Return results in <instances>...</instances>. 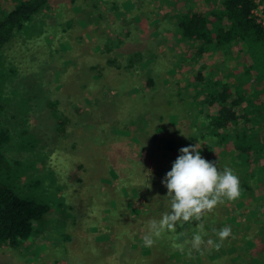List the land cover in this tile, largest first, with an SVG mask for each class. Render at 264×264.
<instances>
[{
	"label": "rangeland",
	"instance_id": "obj_1",
	"mask_svg": "<svg viewBox=\"0 0 264 264\" xmlns=\"http://www.w3.org/2000/svg\"><path fill=\"white\" fill-rule=\"evenodd\" d=\"M15 3L0 0V10L8 12ZM204 5L205 0H49L19 32V40L24 42L0 58V135L4 136L0 139V182L21 198L48 205V211L36 221L27 241L15 248L0 243V264H139L146 249L138 243L148 234V222L160 220L152 216L163 214L166 208L156 197L165 199L154 172L161 174L162 167V174L171 170L182 147L197 144L208 161L213 151L210 138L197 143L191 139L193 114L176 105L181 96L188 102L196 98L199 104L189 108L204 112V93L186 81L194 73L195 60H186L182 68L172 67L181 52L189 56L194 49L187 45L192 41L179 45L173 38L177 16L201 12ZM259 11L256 8L254 12ZM97 12L105 22L113 21L109 24L118 34L112 32L108 46L119 50L117 45L124 39L120 33L128 32L125 35L130 37L124 42H139L132 53L138 48L153 50L161 37L163 45L156 51L165 48L166 65L158 69L161 63L156 57L143 56L134 70L135 78L127 75L121 79L114 68L106 72L98 66L87 72L92 82L88 81L81 73L83 62L103 64L106 57L104 40H94L92 35L97 38L108 33ZM93 22L100 23L104 35L93 33L97 29L93 30ZM118 62L123 63L120 56ZM148 70L156 75L159 94H147L143 89L144 71ZM80 84L88 88H79ZM257 123L258 135L264 136L260 135L264 121ZM130 125H137L139 132H131ZM138 139L150 141L153 158L142 170L138 185L127 182V191L120 177L121 165L128 158L137 161L136 168L142 166L137 152L148 145ZM171 139V150L165 153L162 147ZM210 162L220 171L226 167L218 166L216 159ZM231 169L239 177L240 197L224 199L199 220L179 221L172 228L177 233L187 226L193 227V232L203 228L215 242L202 241L200 246L207 252L201 256L223 264L249 261L254 254L245 247L259 248L263 241L257 219L264 215V193L259 191L252 199L244 195L243 171L236 165ZM153 196L151 203L148 200ZM143 202L150 204L143 208ZM226 226L231 234L221 241L217 233ZM169 232L165 229L163 236ZM177 251L170 255L171 261L187 264ZM142 260L151 264L154 258Z\"/></svg>",
	"mask_w": 264,
	"mask_h": 264
},
{
	"label": "trees",
	"instance_id": "obj_2",
	"mask_svg": "<svg viewBox=\"0 0 264 264\" xmlns=\"http://www.w3.org/2000/svg\"><path fill=\"white\" fill-rule=\"evenodd\" d=\"M48 2L49 0H16L10 11L2 12L0 10V58L3 57L4 53L7 55L19 43L24 42L19 40V32L25 28L31 17L43 9ZM259 3L262 5L264 15V0H259ZM256 6L255 0H205L203 11L185 12L177 16L173 29L175 32L173 38L177 41V44L182 45L181 42L192 41L187 45L193 46L194 49L188 52L190 53L189 56L181 52L180 57L173 61L172 67L182 68L186 60H195V64L191 68L194 73L189 79L187 77L186 81L194 86V90L200 88L201 93H204V112H201L200 109L194 111L193 108H189L199 104L196 98L193 99V102H188L185 97L181 96L180 103H177L175 99L177 108L183 107L187 114H193L192 125L195 131L191 134V139L197 143L198 139L210 138V144L212 145L210 149L211 151L213 149V151L212 154L210 152L209 161L216 159L219 162L218 166L221 165V167L234 168V165L241 167L242 175L246 180L242 187L243 194L249 196L250 199L254 198L259 191L264 193V139L258 135L259 129L257 126V122L264 119V28L257 22V18L253 13ZM97 19L99 22L105 20L99 12H97ZM98 24L100 25V23ZM106 26L108 33L106 32V37H101V41L104 40L103 51L105 53L103 55H106L104 63L100 64L97 61L91 64L86 60L83 62L85 68H81L83 77L86 76L88 81L90 80L87 72L98 66L100 70L105 69L103 71L106 72L114 68V72L119 73L121 79L128 78V76L130 79L135 78L133 75L134 70L139 67L144 58L143 56L156 57L157 62L161 63V67H158V69H162L166 65L167 58L165 55L167 51L165 48L156 51L158 47L163 45L161 37L158 40L159 42L157 41L155 46L152 47L153 50L137 47L135 53H132V49L139 42L135 41L136 43L132 42V44L124 42V39L130 36L125 35L128 32L120 33V36L124 35V39L120 45H117V47L120 46V49L116 50L112 46H108V44H111L109 42L114 29L109 23ZM66 28L64 27L63 30H66ZM97 29L99 28L97 27ZM114 32L117 34L116 31ZM98 33L104 35L105 31H99ZM76 36L73 35V38ZM166 46H169V52L173 51L170 42ZM185 52L187 53V51ZM99 53L102 54L101 51ZM108 53L112 54L113 57L108 56ZM163 53L165 54L163 55ZM182 53L184 57L181 56ZM119 56L123 63L125 62L122 63L123 65L118 62ZM130 56L136 57L128 59ZM103 65L110 66V69L105 68ZM148 68L152 70L151 67ZM144 72H146V76L144 82L142 81L143 89L147 90V94H150V91L159 94L160 89H157L158 87L155 84L156 75L154 74V76L149 70ZM82 84L79 88H85ZM202 87H204V90H202ZM74 96H77V94H74ZM134 123L135 121L132 122V124ZM137 128V125H130V130L133 133L139 132L136 131ZM130 130H128L129 133ZM137 137L139 138V135ZM0 139H4L2 134ZM139 139L137 141L148 145L147 148L140 149L137 152L138 157L141 159L138 162H143L141 163L142 166L136 168L134 162L137 161H131L128 158L121 165L124 170L120 177L124 178L127 191H129V183L127 182L130 181L131 184L137 183L138 185L142 180L140 176L145 172H142V170L153 158L151 157L150 141ZM204 141L206 142V140ZM172 143L171 139L162 147L166 149L165 153L170 152ZM126 145L128 144H124V146ZM2 163L3 155L0 153V165ZM164 169L162 167L161 174H158V171L154 172V178L159 177L160 193L165 199L157 194L156 197L159 196V201L166 208L162 210L163 214H153L152 219H161L165 213L171 211L170 201L166 197L167 188L162 184V180L166 176L164 174L168 172L165 171L162 174ZM262 195L264 196V194ZM148 201L154 203L155 196ZM146 204L150 203L143 202V208ZM47 211L48 205L21 198L6 184L0 182V243L15 248L27 241L33 233L36 221L40 220ZM257 223L259 226L257 232L263 241L259 248H256V246H254V249L245 247L251 255H254L249 261H238V264H264V215L257 219ZM192 228L187 226L182 233L166 229L170 231L169 235L167 237L163 236V232L159 236L153 235L154 243L151 246H146L144 241L141 240L144 247L139 244V248H145L146 250L142 253L143 255H140V259L138 258L139 264H145L142 259L147 256H153L154 261L151 264H178L169 258L177 250L180 251L187 264H223V261L208 259L207 256L203 258L201 256L202 252H207L205 247H193V237L198 233H201L203 242L215 241L205 235L202 227L200 231L196 228L195 232ZM181 245L182 247L179 249Z\"/></svg>",
	"mask_w": 264,
	"mask_h": 264
},
{
	"label": "clouds",
	"instance_id": "obj_3",
	"mask_svg": "<svg viewBox=\"0 0 264 264\" xmlns=\"http://www.w3.org/2000/svg\"><path fill=\"white\" fill-rule=\"evenodd\" d=\"M179 152L181 154L162 180L167 188L166 197L170 201L171 211L165 213L159 221L148 222L149 231L143 237L146 246L154 243L153 235L159 236L165 229L174 228L177 222L199 220L205 211H211L224 199L234 201L241 195L239 177L233 170L229 167L223 171L218 170L214 162L201 156L197 144L182 147ZM230 234L231 228L228 226L217 233L221 241ZM201 243V236L195 235L193 247L199 248Z\"/></svg>",
	"mask_w": 264,
	"mask_h": 264
},
{
	"label": "crops",
	"instance_id": "obj_4",
	"mask_svg": "<svg viewBox=\"0 0 264 264\" xmlns=\"http://www.w3.org/2000/svg\"><path fill=\"white\" fill-rule=\"evenodd\" d=\"M105 21H106V20H104L103 22H105ZM109 23L112 24L113 21H110ZM93 24H94V25H93V28L96 27V26L99 27V24H98L97 22H93ZM106 24H107V22L104 23V25H106ZM102 26H103V24H102L100 27H102ZM102 28H104V26H103ZM93 30H95V28H94ZM99 31H103V30H102V29H101V30L96 29L93 33H96V35H97V34H99V33H98ZM92 35H93L94 40H96V39H97V40L100 39V41H101V37H100V36L97 37V38H95L96 36H94V34H92ZM90 41H91V40H90ZM70 43L72 44V41H70ZM91 46L93 47V44H91ZM60 47H61V46H60ZM251 87H253V86H251ZM262 121H264V119H263ZM262 130H264V127H263V129H261V131H262ZM263 134H264V133H261V132H260V135H263ZM261 137H262V139H264V136H261ZM141 240H142V239H141ZM141 240H140V242H139L138 244H142V243H141ZM142 246H143V244H142Z\"/></svg>",
	"mask_w": 264,
	"mask_h": 264
},
{
	"label": "built area",
	"instance_id": "obj_5",
	"mask_svg": "<svg viewBox=\"0 0 264 264\" xmlns=\"http://www.w3.org/2000/svg\"><path fill=\"white\" fill-rule=\"evenodd\" d=\"M255 2H256V8H259L260 9V11H259V13H255L254 11H255V9L253 10V13H254V15L256 16V18H257V22H259L262 26H263V28H264V15H263V12H262V5L259 3V0H255Z\"/></svg>",
	"mask_w": 264,
	"mask_h": 264
}]
</instances>
